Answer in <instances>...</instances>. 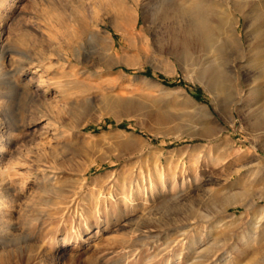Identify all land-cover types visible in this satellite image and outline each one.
I'll return each mask as SVG.
<instances>
[{
    "label": "rangeland",
    "instance_id": "obj_1",
    "mask_svg": "<svg viewBox=\"0 0 264 264\" xmlns=\"http://www.w3.org/2000/svg\"><path fill=\"white\" fill-rule=\"evenodd\" d=\"M168 3L0 0V52H7L0 70V187L13 199L0 216V264H205L212 258L213 264H255L264 255V130L254 137L249 128L252 117L262 116L260 103L224 101L183 69L181 51L169 52L158 36ZM231 11L247 47V19ZM95 28L113 37L116 61L107 43L101 48L87 39ZM67 38L87 41L83 58H55L54 65L83 74L51 72L58 90L32 83L29 95L12 91L10 76L19 86L28 76L15 71L12 48L39 50L50 39L64 53ZM230 54L227 68L248 92L246 57ZM11 120L18 128L9 139L3 123ZM212 124L214 131L202 134ZM31 152L35 167L43 160L55 174L49 193L37 178L41 171L26 175L32 166L20 165ZM137 227L158 234L161 245L177 238L165 249L143 244L148 239L131 233ZM180 236L186 245L177 244Z\"/></svg>",
    "mask_w": 264,
    "mask_h": 264
},
{
    "label": "bare ground",
    "instance_id": "obj_2",
    "mask_svg": "<svg viewBox=\"0 0 264 264\" xmlns=\"http://www.w3.org/2000/svg\"><path fill=\"white\" fill-rule=\"evenodd\" d=\"M168 2V5L162 11L164 22L162 30L158 34L161 39L168 41V51L175 53L180 50L181 53L178 54V61L183 66V69L188 72L193 71L195 79L202 81L209 86L215 87V89L218 90L217 95H221L224 101L226 99L227 101L238 102L247 99L248 101L254 100L257 103H260L262 116L257 118L256 116H251L252 118L249 121L251 134L254 135V137H259L254 134V131L260 129L264 130V0H168ZM231 6H233L238 12H240V14H242V16L247 19V47L242 45L243 43L240 41L235 31L234 25L237 22L235 20V16L232 14L233 12L231 11ZM97 25H99V23H97ZM122 37L123 39H127L129 36L125 33L122 35ZM87 39L95 43V45L101 46V48H104L102 43H107L108 47H105L107 49L106 53L111 61H116L117 55L115 52V41L112 36L105 35L104 33L100 35L98 29L95 28L87 33ZM44 42L46 43L43 44L39 50H36V48L29 50H20L16 47L12 48L11 53L13 55L11 57L12 61L16 64L14 68L15 71L22 73V76L28 75L26 76L27 78L22 86H19L20 84L18 85V83L14 82V80H11L10 76L9 84L11 85L12 91H21V93L29 95L31 92L30 90H32V83H35L37 86L42 88L50 83H54V85L57 86L55 89L58 90L60 89V87H58L59 82H54V80L57 78L59 79V77L50 75L51 72L61 73L62 76L68 75V72L75 74V76L76 74H83L85 72L81 68L73 71L63 68L60 69V67L63 66L60 63H57L59 64V67L54 65L56 64V62H54L55 58H66L68 61H72V56L83 58L82 50L86 46L87 42L85 39L76 38L66 40L63 47H65L67 50L64 53L57 51V48H52V41L50 39ZM228 50H233L234 52L238 51L244 57H246V66L248 67V72L245 74L242 82L246 85H249L247 86L249 87L248 92L244 93V91L238 89V86L241 83V76L237 77L232 75L231 71H229L227 68V62L231 55L230 51ZM209 52L213 54L210 56V54H208ZM6 54L7 52L4 50L0 52V70L2 66V60ZM205 56L210 57L206 59ZM47 61L48 65L45 68H43V65H39L41 62ZM3 72L1 73V76L8 74ZM229 87L230 91L225 92V89H229ZM227 108L228 106L225 104L224 108L222 109L227 110ZM3 124H5L3 127L4 131L10 134V137L8 136V138L12 139L13 133H15L16 129L18 128L16 121L11 120L4 122ZM202 131V134H211L214 131V124L205 126ZM260 148L264 149L262 146ZM34 157L35 154L33 155L32 152L30 156H22L20 158V165L25 167L27 164H30V166H32L24 171L26 175H29L30 172L36 174L37 171H41L43 173V176L41 175L37 178L41 180L40 186L47 193L49 190H52L48 189V186L51 183L50 179L55 178V174L49 171L50 166L47 165V163H45L43 160H41L37 167H35L32 162L35 160ZM16 174L21 173L18 172ZM131 185L133 186L134 184ZM144 185L145 184H143V186ZM148 186L153 192L157 190L153 181H150ZM7 191L8 189L3 184V186L0 187V216L2 212H6L8 204H13V199L11 198L10 193H7ZM28 220L29 219H27V221ZM148 229L144 227H137L132 229L131 233H136L140 237L139 239H148L147 241L143 242V244H146V242L148 243V241L151 240L152 244L162 246V249L173 246L172 244L177 238L175 235L176 238L172 237V240L166 241L163 243V245H161L162 242H160L159 235L150 232ZM182 235H185V232L182 233ZM256 237H254V240H256ZM180 238L181 236L176 240L177 244L183 243L186 245L187 242L185 239L187 237ZM254 242L256 243V241ZM172 250L173 248H170L168 251L171 252ZM182 254V252L179 254L178 259H180ZM207 254L206 256L209 255ZM212 259L211 261H209V259L202 261H205V264H213L214 260ZM113 264L121 263L116 262ZM255 264H264V255Z\"/></svg>",
    "mask_w": 264,
    "mask_h": 264
}]
</instances>
